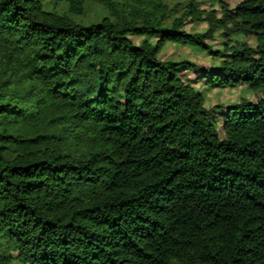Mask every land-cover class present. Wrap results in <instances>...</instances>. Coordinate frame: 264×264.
<instances>
[{
    "label": "trees",
    "instance_id": "1",
    "mask_svg": "<svg viewBox=\"0 0 264 264\" xmlns=\"http://www.w3.org/2000/svg\"><path fill=\"white\" fill-rule=\"evenodd\" d=\"M49 2L0 0V264H264V0ZM168 44L255 101L208 109Z\"/></svg>",
    "mask_w": 264,
    "mask_h": 264
},
{
    "label": "rangeland",
    "instance_id": "2",
    "mask_svg": "<svg viewBox=\"0 0 264 264\" xmlns=\"http://www.w3.org/2000/svg\"><path fill=\"white\" fill-rule=\"evenodd\" d=\"M169 5L173 7L176 4L186 6L190 0H167ZM199 3L198 9L205 12L212 10L220 11L219 3L223 2L227 6L233 8L240 0H194ZM45 6L51 9L49 0H44ZM66 8L63 6L60 8L61 12H65ZM107 12L96 4L89 3L86 6L85 15L82 17L75 16L74 19L78 22L88 24L91 22H97L101 18L105 17ZM208 29L207 22L203 20H187L184 30L197 34L205 33ZM144 38H135L134 42L139 44ZM155 42V40H151ZM213 51H222L229 43V46H235L238 44L249 43L254 44V38L252 36L237 35L232 37V41L227 42L222 36L221 32H217L213 40L207 42ZM159 59L162 61H182L187 60L196 65V69L185 71L181 73L183 79L188 81L197 90H199L205 97V106L208 109L216 106H229L238 103L241 99H248L255 101V94L248 91L245 86L238 87L230 86L226 88L211 86L203 77V71L208 70L216 66L218 60H215L213 55L205 50L187 45V44H168L161 54ZM222 123V121H221Z\"/></svg>",
    "mask_w": 264,
    "mask_h": 264
}]
</instances>
